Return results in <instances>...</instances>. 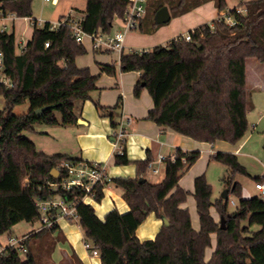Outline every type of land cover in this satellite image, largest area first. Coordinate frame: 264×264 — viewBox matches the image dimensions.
I'll use <instances>...</instances> for the list:
<instances>
[{"label": "trees", "instance_id": "1", "mask_svg": "<svg viewBox=\"0 0 264 264\" xmlns=\"http://www.w3.org/2000/svg\"><path fill=\"white\" fill-rule=\"evenodd\" d=\"M31 2L0 0V9L18 17L31 16ZM166 2L170 14L177 15L184 11L188 1L163 0L159 7ZM203 2L197 1L192 6ZM85 3L82 28L88 34L109 33L115 18L121 19L129 2L85 0ZM214 4L219 11L217 18L189 30V40L180 34L164 45L122 51L118 67L120 71H141L133 94L138 96L146 88L152 98L147 119L197 141L225 140L233 145L248 130L250 96L246 60L252 57L264 64V0H239L238 5L244 11L236 12L232 8L233 25L219 16L228 8L227 0H215ZM144 19L145 14L138 30L152 33L156 22L145 26ZM32 21L31 38L18 53L13 31L0 30L3 70L10 79L8 86L0 83L5 102L0 109V236L9 233L19 221L37 223L39 214L34 200L54 192L46 185L47 180H55L50 176L51 170L57 169L61 161L81 160L65 153L48 154L38 150L34 141L22 132L34 130L33 125L41 122L76 124L77 102L89 99L91 92L98 88V74L75 63V58L86 50L75 40L70 27L61 25L51 30L50 21L39 26L36 19ZM101 70L113 75L116 67L104 64ZM25 101L29 102V109L23 114H14L13 107ZM94 105L110 116L114 126L112 110L119 104L103 107L94 100ZM41 106L48 107L37 115L34 110ZM262 144L264 149V140ZM199 154V150L177 148L172 156L165 157L163 177L156 183L138 180L152 160L148 153L139 160H130L125 148L123 153L114 154V164L135 165L134 176L111 177L112 183L122 190L129 209L120 213L111 208L100 218L93 204L82 201L77 205L78 222L85 239L98 247L100 264H131L130 238L149 213L165 216L168 223L165 225L162 221L155 236L141 243L143 264H264V200L261 195L242 197L241 185L235 176L249 174L233 152L220 150L212 157L227 167L223 182L228 193L238 198L235 208L228 209V198H212V186L205 174L197 175L192 194L200 228L191 226L189 211L180 207L189 192L178 181ZM64 173L60 168L59 178ZM255 180L264 178L255 177ZM102 198V185H98L93 199ZM210 206L220 219L224 218V227L220 221H214ZM254 224L259 228L252 229ZM212 232L216 233L217 244L206 262L203 255L211 243ZM61 238L58 224L34 230L25 240L27 251L22 253L16 247H7L0 255V264H48ZM72 257L74 264H85L78 256Z\"/></svg>", "mask_w": 264, "mask_h": 264}, {"label": "crops", "instance_id": "2", "mask_svg": "<svg viewBox=\"0 0 264 264\" xmlns=\"http://www.w3.org/2000/svg\"><path fill=\"white\" fill-rule=\"evenodd\" d=\"M238 3L239 0H234L232 4L230 0H227L228 8H232V6H235ZM84 9L85 6L79 7L74 5L72 6L71 10L66 12V14H60L58 18L67 14L72 15V17H74L75 19L82 17ZM218 13L219 11L217 7H215L214 1H205L192 10L176 16L172 20L173 22L171 21V23H169L167 26L157 28L154 32H152V34H146L140 31V34L137 36L127 32L123 41L124 46L120 52L109 49H94L92 47L91 39L89 37H85L82 44L85 47L86 53L83 55H78L75 58V63L79 67L90 68L92 73L98 74V78L96 80L98 88L91 92V96L89 99L80 101V103L76 105V112L78 113L79 118L83 120V122L77 123L76 125L82 124L85 125L86 128L81 129L75 125H69L70 128L67 130L69 132V136L72 138L73 143H71L70 145L61 144L56 147L57 149L52 148L51 151H43L48 154L65 153L73 158L76 157L84 161L95 160L102 162L106 164V172L110 174L108 166L109 164L114 165L115 154L114 149L112 147L110 148V146H112V134L114 128L120 122H122L124 131H126L122 147L125 148L127 157L130 160H139L144 158L148 153L152 158V165L158 167V171L156 173L161 170H163L164 172L165 167L164 162H157V158L159 155H164L166 157L172 156L177 148H181L183 151L199 150V157L194 161L193 164L188 167L186 171L182 173L178 181L179 186L189 192L186 200L180 203V207L186 208L187 211H189L191 226L196 230H199L200 227L198 210H196V202L194 195L192 194L194 190V177L200 174H205L206 178H208V181L212 186L208 170L211 163H215V160L212 156L216 151L224 150L233 152L237 155L239 161H241L240 157H247L250 161V167L248 165L245 166L249 175L245 177L237 176L235 179L236 181H239L241 185L242 197L249 198L253 195H261V193H259V190L255 187V183L257 181L264 180H255V177L264 178V160H261L259 156L251 151L250 147H247L246 143L249 140L250 134H246L242 140L232 145L225 140H218L214 142L197 141L189 136L182 135L174 130H170L166 127L157 125L156 123L146 118L147 111L153 106L152 98H150L146 88H143L138 96H135L133 94V88L140 76L141 71H120V67H118V61L120 53L122 51L126 53L140 48L150 49L155 44H163L167 42L171 36L175 37L180 34H185V32H188L189 30L201 25V23L211 22L213 19L217 18ZM32 19L36 18L32 15L18 17L13 14L12 18L0 21V23L4 22L7 24L8 31H13L15 37V51L17 53L21 50L26 41L31 38L30 36L33 30ZM115 21L118 22V28L114 31H110L109 33L111 34L120 29L121 19L115 18ZM161 31L168 33L167 36H165V38H163L162 40L157 39L156 37L157 34ZM17 47H19V51L17 50ZM86 55H90L88 60L86 59ZM104 64L114 65L116 67L115 74L111 75L107 72H103L101 70V65ZM252 74L255 77L254 79L256 80V83H258L259 87H261V89H264V77H262L261 70L258 66L253 67ZM94 100H97L103 107H109L119 104V106L112 110L111 116L112 121L115 123L114 126L111 125L110 116H108L107 113L106 116H100L98 110L94 105ZM54 140L57 141L56 138ZM241 162L243 163V161ZM162 165L163 168L161 167ZM130 168V171L133 168V172L135 174V165L132 164V167ZM221 168L222 167H220L219 171L220 174L222 171ZM110 170L122 172L120 169H117L114 166ZM149 171L152 174H156L152 172L150 167H147L146 171L141 173L140 175L144 177V179H147L145 178V174ZM226 172L227 167L225 169V172L221 174L220 180H222V182ZM124 176L131 175L128 174ZM161 178H159V180H156V182L160 181ZM156 182L152 181V183ZM222 187L226 188L224 184ZM228 194L230 195V193ZM261 196L264 200V196ZM104 197L109 198L106 199V205L102 207V214H98L96 212L100 218H103L106 212L111 208L117 209V211L120 213H125L124 211H127L129 209L127 202L125 201V199H123L122 190H119V187L115 186L112 181L111 183L109 182L103 190V198ZM209 210L214 221H219V214L214 209V207L210 206ZM70 222L72 221L62 219L58 224V230L61 233V240L63 242L69 241L68 233H70V230L67 229V227L69 228L70 225H68L67 223ZM161 223V217H156L154 213H149L137 227V230L130 238V241L133 244L129 256V261L131 262V264H139V262L140 264H143L141 252L139 250L142 246L141 243L145 239L153 238L159 230ZM37 227L38 224L35 227L33 226L32 228ZM30 230L32 229H28L27 232L19 234L18 236L27 234L28 232H30ZM10 232L3 234L4 236L1 235L0 239L5 241L9 235H12ZM210 242V245L206 246L204 250L203 259L206 262L209 260V257L211 256V253L213 252L217 244L215 232L210 233ZM69 246L71 247L70 251L66 250V248H59L60 251L63 252L62 257L58 261L59 264H65L64 262H66V264H74V259L72 257L73 255L78 256L79 259L86 264L78 248L76 249L70 242ZM133 249H135V251H133L132 253ZM100 263L101 261L98 255L96 264Z\"/></svg>", "mask_w": 264, "mask_h": 264}, {"label": "built area", "instance_id": "3", "mask_svg": "<svg viewBox=\"0 0 264 264\" xmlns=\"http://www.w3.org/2000/svg\"><path fill=\"white\" fill-rule=\"evenodd\" d=\"M54 2L56 0H47ZM128 6L121 17L120 29L115 33H86L82 28V17L74 18L72 15L67 14L61 18H58L55 22L50 21L49 29L55 30L61 25H67L72 30V35L77 42L83 43L85 37H89L94 49H109L120 52L124 46V38L127 32L135 31L139 27V21L145 14V2L144 0H128ZM236 12H243L244 8L238 4L232 6ZM232 8H227L220 13V17L228 25H233L235 22L232 15ZM13 17V13L10 11H2L0 9V21L10 19ZM33 23V22H32ZM44 20H37L36 24L43 25ZM0 30H7V24L0 23ZM181 37L185 40L191 38V34L185 32ZM48 45V42L45 43ZM143 49V48H140ZM0 83L8 86L10 84L9 77L3 70V54L0 50ZM126 131L120 122L113 131L112 134V148L115 153H123L122 144L125 139ZM166 156L159 155L157 162H164ZM152 161V160H151ZM151 161L148 167L153 173L158 171V167L153 166ZM64 170V175L59 178L60 168ZM57 168L59 175L55 180H47L46 185L54 192L43 197H37L34 200V205L38 211V227L32 228L30 232L23 235H9L5 241L0 239V255L7 247H16L22 253L27 251L25 247V240L29 234L34 230L44 227H52L59 224L60 220L76 221L78 220L77 205L79 202L92 199L97 190L98 185H102V190L111 182V176L106 172V164L91 160H75V161H61ZM59 178V179H57ZM27 182V179H25ZM255 187L259 190L261 195L264 194V181H257ZM76 191L80 192L76 194ZM82 245L93 255H99V249L90 240L84 239Z\"/></svg>", "mask_w": 264, "mask_h": 264}, {"label": "rangeland", "instance_id": "4", "mask_svg": "<svg viewBox=\"0 0 264 264\" xmlns=\"http://www.w3.org/2000/svg\"><path fill=\"white\" fill-rule=\"evenodd\" d=\"M162 1L163 0H144V2H145L144 3L145 4V19H144L145 26H149L150 24H152L153 21H155L153 18V15H154L155 11L157 10V8L159 7V5ZM187 1L188 2L185 3L184 8H183L184 11L181 14H183L184 12L190 11L193 8L197 7V5H194V6H192V5L195 4L197 1H200V0H187ZM204 1H215V0H204ZM233 1L234 0H232V1L230 0L231 4L233 3ZM31 4H32V16L33 17H35L36 19L50 20L52 22H55L58 19L60 14H66V12H68L69 10L72 9V6L76 5L79 7H84L85 6V0H56L54 2L47 1V0H32ZM165 5L166 6L169 5V3L166 2ZM189 5L191 7L186 8ZM181 14L180 13L177 15H171L170 14L171 19L166 23H161V24L156 23L157 26H156L155 30L159 27L167 26L169 23H171V21L176 16H179ZM117 28H118V22L114 21L110 31H114ZM154 31H152V32H154ZM129 33L138 36L140 34V30L136 29L135 31H130ZM143 33L152 34V33H149L147 31L143 32ZM167 34H168L167 32L161 31L157 34L156 37H157V39L162 40L163 38H165V36H167ZM173 37L174 36H171L170 39ZM167 42L163 43V45L166 44ZM17 50L19 51V47H17ZM89 57H90V55H86L87 60ZM254 66H258L260 68L261 73H262V77H264V64L257 62L252 57L247 59L246 60V80H247V84H248V94L250 96V102H249V107L247 110V112H248L247 113L248 130H247L246 134H250V136H249V140L247 141L246 145H247V147H250L251 151H253L257 156H259V158L261 160L262 159L264 160V149H263V144H262L263 140H264V89H261V87H259L258 83H256V80L254 79L255 77L252 74ZM4 103L5 102H4L3 96L0 93V109L3 108ZM78 103H80V101H78L77 104ZM28 109H29V102L25 101L24 103L16 104L13 107L12 112L14 114L19 115V114L25 113ZM98 113L100 114V116H102V115L106 116V112H102L99 110ZM76 124H74V125L77 126L78 128H81V129L86 128L85 125H82V124L76 125ZM33 127H34V130L25 129V131H23L22 134L27 136L31 140H33L35 142L38 150L51 151L52 148L57 149L56 147H58V145H61V144H67V145L69 144L70 145L71 143H73L72 138L69 136V132L67 130L70 128V126H64V125H60V124L51 125V124L41 122V123L34 124ZM54 137L56 138L57 141L54 140L55 139ZM110 145H111V143H110ZM111 147L112 146H110V148ZM240 159H241V161H243V163H245V164H243L240 161L244 166L250 165L249 164L250 161L248 160L247 157L242 156V157H240ZM238 161H239V159H238ZM214 162L215 163H211L210 168L208 170L209 171L208 173L210 175L209 178L211 179L212 186H213L212 187V198L213 197L218 198V197H221V192L224 189V187H222L224 183L222 182V180H220L221 179L220 177H221V174H223L225 172L226 166L222 162H218V161H214ZM113 166L117 169H120L122 172H116L114 170H110ZM130 167H132L131 163H126L123 165L109 164V166H108L109 173H110L109 175H111V176H113V175L124 176V175L129 174V175L133 176V174H134L133 168L130 171V169H131ZM161 167L163 168V165ZM220 167H222L221 168L222 169L221 174L219 172ZM245 168H246V166H245ZM118 173H120V174H118ZM162 176H163V170L159 171L156 174H152L150 171L145 174V178H147L151 182L152 181L156 182V180H159V178H161ZM237 176L238 177H245L241 174H237L235 177H237ZM119 190H121V189L119 188ZM263 196H264V194H263ZM108 198L104 197L100 201H96L92 198V199H88L87 202H89V203L93 204V206H95V213L97 212L98 214H102L101 213L102 207H104V205H106V203H107L106 199H108ZM236 204H237V198L232 193H230V195L228 197V209L233 210L235 208ZM217 222H219V221H217ZM67 224L70 225L69 228L67 227V229L70 230V233H68L69 234L68 235L69 241H66V242H63L62 240L57 241L55 244V248H54L53 252L50 254V259L47 263L48 264H59L58 261L63 255V252L60 251L59 248H61V247L66 248V250L70 251L71 250V247L69 246V242H70L76 249L78 248V250L81 253V255L83 256L86 264H96V259H97L98 255L92 256L90 254V252L82 245L85 237H84L83 229L81 228L79 222L76 220V221H72V222L67 223ZM36 225H37V223H34L32 225V223H30V222L19 221L11 227L10 233L13 235H19V234H22L24 232H27L28 229H32V227L33 226L35 227ZM141 228H143V227H141ZM254 228H259V225L254 224L252 226V229H254ZM133 251H135V249L132 250V253H133ZM139 264H140V262H139Z\"/></svg>", "mask_w": 264, "mask_h": 264}, {"label": "water", "instance_id": "5", "mask_svg": "<svg viewBox=\"0 0 264 264\" xmlns=\"http://www.w3.org/2000/svg\"><path fill=\"white\" fill-rule=\"evenodd\" d=\"M153 18H154V20H155V22H156L157 24H161V23H166V22H168V21L171 19L169 8H168L166 5H162L161 7H159V8L155 11V13H154V15H153ZM47 107H48V106H41V108H37V109H35L34 111H35V113H36L37 115H40L41 112H42L44 109H46ZM77 122H78V123H81V122H83V120H82L81 118H79V119L77 120ZM58 175H59V172H58V170H57L56 168H54V169L51 170V172H50V176H51V177L56 178V177H58ZM138 180H139V182H140V181H144L145 179H144V177H142V176L140 175V177L138 178ZM228 192H229V189H228V188H224V189L222 190V192H221V197H223V198H228V195H229ZM161 219H162L163 223H164L165 225H167L168 221H167V219L165 218V216L162 215V216H161ZM219 221H220V226H221V227H224V218L222 217Z\"/></svg>", "mask_w": 264, "mask_h": 264}]
</instances>
